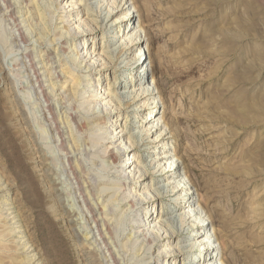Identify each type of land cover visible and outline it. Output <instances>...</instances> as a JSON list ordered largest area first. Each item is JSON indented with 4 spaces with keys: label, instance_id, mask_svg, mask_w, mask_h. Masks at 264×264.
<instances>
[{
    "label": "rangeland",
    "instance_id": "1",
    "mask_svg": "<svg viewBox=\"0 0 264 264\" xmlns=\"http://www.w3.org/2000/svg\"><path fill=\"white\" fill-rule=\"evenodd\" d=\"M97 1H104L102 10L113 12L107 25L137 9L113 29L105 28L96 8L84 16L80 0H43L31 14L27 8L14 11L20 20L30 18L45 26L49 41L57 39L42 51L50 50L51 58L61 61L68 71L65 80L70 73L105 94L124 86L134 93L131 100L121 99L122 108L109 98L100 105L110 103L107 108L89 114L104 123L109 134L94 137L96 147L82 156L84 167L71 169L80 188L70 194L68 186L67 191L61 187V169L58 175L45 161L51 156L50 149L46 151L51 140H43L38 128V136L32 133V124L25 120L32 106L25 102L31 95L21 51L13 43L15 24L0 5V264H98L87 229L93 228L94 234V204L112 225L110 242L125 264H165L159 257L164 245L173 253L165 258L169 264L173 259L176 264H197L174 251L194 227L190 220L180 228L187 197L178 193L179 182L169 174L171 167L159 161L161 154L174 156L173 166L187 175L182 183L194 186L191 202L201 203L204 196L208 235L224 238L225 258L231 264H264V0H126L124 7L112 0L92 2ZM139 26L146 32L132 30ZM136 34L139 47L145 45L138 53L146 59V71L138 77L150 86L155 80L159 100L145 99L143 89L130 86L133 71L126 64L133 60L135 50L128 48ZM113 49L115 56L108 59ZM76 54L81 56L78 64ZM14 92L22 109L13 100ZM80 101L78 107L85 104L82 116L84 109L96 105L91 99ZM153 116L156 121H151ZM112 124L116 126L109 130ZM160 138L164 140L158 144ZM53 186L59 190L50 191ZM70 195H82L93 207L88 224L71 208ZM173 209L179 216L173 218L172 239L165 240L158 231L157 240L141 234L147 228H139L149 216L158 221Z\"/></svg>",
    "mask_w": 264,
    "mask_h": 264
},
{
    "label": "bare ground",
    "instance_id": "2",
    "mask_svg": "<svg viewBox=\"0 0 264 264\" xmlns=\"http://www.w3.org/2000/svg\"><path fill=\"white\" fill-rule=\"evenodd\" d=\"M42 1L43 0H35L34 2L29 1L28 3L27 0H0V5L2 6V8L6 7V9L8 10L7 12L8 16L13 20V24H15L14 25L15 32L13 33L12 38H13V43L21 51V62L23 65V68H22L23 73L22 71H20L19 76H21V73L24 75V78L27 80V85L29 87L28 94L31 95V98H28V100L26 99V102L29 101V103H26L24 100L25 96H28V95L26 94L25 96H23L25 105L26 104L29 105L32 103V106L30 108L28 107L30 110L28 111L32 113V115L28 113V117L25 120H27L28 123L32 124L31 126L32 133H35L38 136V134L34 131L36 130L35 128H38L39 130L37 131L38 132L41 131L40 133H42L41 136L43 140L44 139L45 141L51 140L52 147L51 146L49 147V145L48 147L46 146L47 147L46 151H48V148H49L50 149L49 151H51L49 155L51 156L46 155L45 161L50 163L49 167H56L57 168L56 171H58V169L59 170L61 169L60 171L62 172L61 173L62 175L60 176L63 177V180H62L63 184L61 187L63 189H66V187L68 186L69 187L68 189L70 190L66 189V191L68 190L70 194L71 189L73 190L76 189V186H79L78 182L80 181L79 180L77 182L76 178H74V174L71 172V169L74 167H78V169H80V167L82 168V166L85 164L82 156H86V155L88 156V154L91 153V150H94V148L96 147L95 146L96 143L94 142L95 141L94 137H97V136L104 137L105 135L109 134L107 128L105 127V124L98 123L97 120L91 118L89 114L92 113V115L94 116V112L97 109L102 110V109L107 108L110 103L105 104L103 108L100 105L104 100H107L109 98L111 99L110 101H116L119 108H122L121 99L131 100L134 98L133 97L134 93L132 94V92L131 93L126 92L128 91V86H124L122 87V89L114 90V91L110 90L108 94H105L103 93L101 89H94L96 87H94L92 83L84 82L81 78L76 77L70 73H69L70 80L69 81L65 80L67 79L66 76L68 75V71L63 68L61 61H56L57 59L55 60L54 58L52 59L51 57L53 54L50 53V50L44 49L45 51L44 52L42 51V46L44 47L45 45L46 47L47 42L49 44H53L57 41V39L55 38L54 40L49 41L47 38L48 30L45 26L44 28L41 27V25L36 23L34 19L31 20L30 18H24L20 20V18H16L17 16L14 13L15 10L20 11V10H23V8H27L25 10H28L27 12L31 14L30 9L34 8L36 9V11H38V4ZM92 1L93 0H87V1L80 0V6H82L83 9L86 11L84 16L87 15L89 17L91 14H94L95 8H96L99 11L100 16L103 19L105 28H110V29H113L115 27L118 28L120 25H123V22L125 21V19L130 18L131 11L137 9V7L135 8L132 7L130 11L124 13L123 8H122L123 13L122 12L121 13L123 15L117 17L116 20L112 24L107 25L108 20L113 12L110 10L108 12H105V10H102L104 1H97V2H92ZM112 1L114 5L119 4V6L123 5L124 7V3L126 0H112ZM130 1L132 0H129L128 2ZM24 3H26L27 6L24 7L25 5ZM132 5H135V3L134 4L132 3ZM132 20L133 18L131 19V21ZM136 29H140L141 32H144V31L146 32V30H144V28H141L140 26L138 28L133 27L132 30L134 31ZM90 34H93V33H90ZM128 35H130V33L127 34V36ZM59 37L62 38V36H59ZM111 39L114 40V37ZM5 41H8V40L6 39ZM140 42H141V39L138 34L135 35L134 39H131L130 44H129L130 47L128 48V51L135 50V52L133 53V60L129 61V63L126 64V67L129 69H132L133 71L132 73L133 77L130 80L131 81L130 86H132L133 88L135 87V88L143 89L144 92L142 93V95L145 96V99L148 98L151 100V99H154V97L158 98L159 95H161V92L156 86L155 80H152L151 82L152 85L150 86L148 85V80H146L145 78H140L141 76L138 77V74L140 71L141 73H144L146 71L144 68V65H145L144 63L146 59H143L144 55H141L142 53H138V50L140 48H144L145 45L139 47ZM2 43L4 44V42ZM115 53H116L115 49L109 50L108 59H110L111 57H114ZM80 59H81V56L79 54H76L74 56V63L78 64V61ZM80 64L81 63H79V65ZM151 64L152 62H150V66ZM145 74H143V77L145 76ZM134 76H137L138 78L137 77L134 78ZM25 84H26V81H25ZM151 87L154 88L153 91L151 90ZM155 91H157L156 94H154ZM82 93H84L85 95L88 93H91L92 95H90L89 97L80 99L84 95ZM14 94H15V97L13 98L14 102L18 104L19 107L22 106V104L20 103V99L18 100L16 92H14ZM138 96L140 95H137V97ZM79 99L80 100H90L91 99L92 102L95 103L96 105L95 107L94 106L89 107V108L87 107L86 109H84L85 116H82L81 107H84L85 104L83 106L80 104L81 107H78L77 103L81 102ZM30 100L32 102H30ZM89 105L91 106L90 103ZM127 108H130V106H128ZM155 109L156 107L153 108V110ZM23 111L25 112V109H23ZM32 117L34 119H31ZM156 118L157 116H153L151 121L153 120L156 121ZM115 126H116L115 124H112L109 130H112V128H114ZM113 131L114 133L116 132V130H113ZM99 132H102V134H98ZM114 133H111V134H114ZM132 139H133V134H131L129 137V140H132ZM40 140L41 142L43 141L42 139ZM163 140H164L163 138H160V142H158V144H160ZM77 152L80 153V156L78 157L73 155L75 153L77 154ZM91 156H92L91 158H93L94 155L92 154ZM159 161L165 162L164 165L166 166L169 165V167H171L169 174L173 176L174 180H178L179 182V183L177 182L178 185L176 188L178 190V193L183 195L181 197H184V198L187 197V199L185 200L186 205L184 207L183 206L181 207V209H186L187 213L186 214L183 213L179 216L178 210L173 209V211L167 212L165 216L161 217V219L158 221L156 219H153L152 218L153 216H149V218L146 219L148 223L145 222L144 224H142L143 226L139 228V231L143 229L144 227L147 228L145 230L144 229L141 230L140 231L141 234L145 233V234L155 235V240H157L158 239L157 233L164 232L163 235L165 234V237H164L165 240L172 239V237L175 236L174 223H176L177 221L175 219L173 220V218H174V215L176 214L175 216H179L178 222L180 224L181 229L184 230V228L187 227V224L190 220L193 222H191V225L189 224V226L194 227V230H192V234L189 236V238L186 236L183 241L178 242L176 250H174L176 254L177 253L179 255L187 254L188 255L187 257L191 258V261L196 260L195 262H197V264L201 263L202 261H204V259L208 257H209V261L207 262V264H231L230 260L228 258H225V252L227 250V245H226V241L224 240V238L220 235V233L215 234V233L210 232L211 235H208L210 231V227H209V222H206V220L210 217L206 215L207 208H206L205 202L203 201L205 200L203 199L204 196L203 197L200 196L201 203H197L196 200L191 202L192 198L190 196L192 194L194 186H186L187 184L185 185L182 183L183 179H185L187 175L182 174L180 172L181 170L179 167L173 166V163L176 161L174 156H170L169 154H161V156H159ZM91 163L94 164V161L92 160ZM112 163H114V160H112ZM134 163L135 161L133 159V162L130 164V166L134 165ZM130 166H129V169H130ZM56 171H54L53 173L56 174ZM60 171H58L57 173L58 175ZM129 176L131 175L129 174ZM57 179H59V177ZM56 188L53 186L51 187L50 191L52 192L56 191ZM79 188L80 186L77 187V189ZM62 191L64 192L65 190H62ZM82 195L80 196V199L78 196L77 197L74 196L73 198V196L70 195L74 199V200L72 199L73 203L74 202L75 203L74 204L72 203V205L74 206L70 204L69 205L72 206L71 208H73L74 211L76 208V210L78 211L77 216L80 214L82 216V221L88 224V216L92 218L91 215L93 213V207L91 208L90 207L91 205L89 206L86 203V200ZM70 196L68 200L71 201ZM181 197L178 196L177 201H180ZM60 199L62 200V195ZM98 210H100L99 206L97 204H94V222H93L94 223V226H93L94 234H93V228L89 227L90 228L89 229L87 226V229L90 231L88 232V234L92 233L91 235H93V238H94V257H96L95 262H97L98 264H125L123 259H121V256L119 255L118 251L115 249V245L113 246L114 242H110V239H111L110 236H111V230H112L110 226L112 225L106 222V218L103 216V213H97ZM72 213L74 214L75 212H72ZM143 220H145V218ZM89 221H93V220H89ZM78 222L80 223L81 221H78ZM152 223H155L156 225L154 226L152 225ZM82 227L84 228L86 226H82ZM136 234H137L136 232H133V236H135ZM84 236H85V233H84ZM87 239L89 238L87 237ZM166 243H169V242H166ZM172 254L173 253H170V250L167 249L166 245H164V249L159 251V257L161 259L160 261H163L165 264H169L170 260H167L165 258L170 257ZM171 264H176L175 259L172 260Z\"/></svg>",
    "mask_w": 264,
    "mask_h": 264
}]
</instances>
